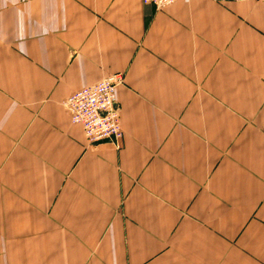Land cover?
Wrapping results in <instances>:
<instances>
[{
    "label": "crops",
    "instance_id": "1",
    "mask_svg": "<svg viewBox=\"0 0 264 264\" xmlns=\"http://www.w3.org/2000/svg\"><path fill=\"white\" fill-rule=\"evenodd\" d=\"M0 264H264V1L0 0Z\"/></svg>",
    "mask_w": 264,
    "mask_h": 264
},
{
    "label": "built area",
    "instance_id": "2",
    "mask_svg": "<svg viewBox=\"0 0 264 264\" xmlns=\"http://www.w3.org/2000/svg\"><path fill=\"white\" fill-rule=\"evenodd\" d=\"M178 0H143L161 10ZM264 1V0H260ZM122 73H112L98 83L68 95L64 106L73 124L83 128L90 144L110 141L117 149L123 136L118 111L117 89L123 84Z\"/></svg>",
    "mask_w": 264,
    "mask_h": 264
}]
</instances>
